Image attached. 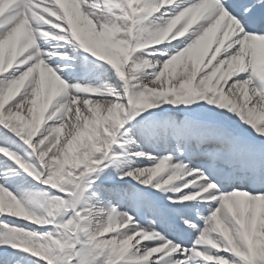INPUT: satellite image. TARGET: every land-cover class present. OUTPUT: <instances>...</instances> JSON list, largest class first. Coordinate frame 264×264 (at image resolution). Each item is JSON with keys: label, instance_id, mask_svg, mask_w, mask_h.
<instances>
[{"label": "snow or ice", "instance_id": "snow-or-ice-1", "mask_svg": "<svg viewBox=\"0 0 264 264\" xmlns=\"http://www.w3.org/2000/svg\"><path fill=\"white\" fill-rule=\"evenodd\" d=\"M50 35L119 89L66 83ZM16 138L34 163L0 155L52 192L2 177L0 216L49 231L0 221V264H264V0H0V139Z\"/></svg>", "mask_w": 264, "mask_h": 264}, {"label": "bare ground", "instance_id": "bare-ground-1", "mask_svg": "<svg viewBox=\"0 0 264 264\" xmlns=\"http://www.w3.org/2000/svg\"><path fill=\"white\" fill-rule=\"evenodd\" d=\"M52 34H57V29H52ZM38 44L42 53H45L49 56V59L46 60L50 66L56 67V63L53 62L55 59H58V55L56 58H52V53H62L68 56V60L71 66L63 65L59 67L61 70L58 71V75L66 81V83H76L79 82L82 86L83 85H91L98 87L101 84H108L116 89H119L120 82L117 79L114 70L111 68L110 65L107 64L106 61H101L98 57H93L91 53L86 52L84 49L80 48L78 44L74 42H69L67 39L59 40V39H52V36L48 37H39ZM161 48H164L165 45H161ZM56 56V55H53ZM51 57V58H50ZM72 57V58H69ZM163 59V57H161ZM73 61V62H72ZM15 98V97H14ZM10 133V129L8 130ZM63 136V134H62ZM0 146L10 147L13 152L19 154L26 162L34 163L35 157L29 156V153L32 151L28 145L23 144V141L16 138V142L14 144H7L3 139H0ZM135 150V149H133ZM147 150V149H146ZM6 162V163H5ZM122 166L131 165L133 167H142L144 166L139 159L132 158V157H122L120 161ZM147 163V161H145ZM13 169L15 171H13ZM18 176L21 179H17L15 182L12 181L13 176ZM2 177H8L9 183L5 184V187L12 191L17 196H24L26 194H37V193H44L49 192L51 193L52 190L50 186H45L42 183H38L35 179L30 176H27L22 170L19 169L18 165H15L10 158L4 157L0 155V184L4 183ZM178 183L177 181H173V184ZM171 187V185L166 186ZM159 195V193L157 194ZM189 204L191 211L199 210L202 215H207V207L203 204L198 202H185ZM215 205H213L214 207ZM39 213V211L43 214V209L36 208L34 209ZM194 217L195 215L192 214ZM140 221L142 226L147 225V221L137 217ZM0 221H5L7 223H14L20 227H28L38 233H45L48 232L49 229L47 227H37L36 225L30 224L20 219H14L9 216H0ZM175 229L181 228L177 227ZM157 231H163L164 234L169 235V237L173 238L176 237L180 242H182L185 246H189L192 243L193 238L196 236V232H193L195 236L191 235V238H187L186 235L183 236L182 234L176 233L173 229H169L166 225L161 229L157 227ZM188 232V231H187ZM185 232V234H187ZM173 233V234H171ZM21 256L25 255L24 253H20Z\"/></svg>", "mask_w": 264, "mask_h": 264}]
</instances>
